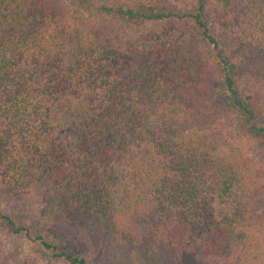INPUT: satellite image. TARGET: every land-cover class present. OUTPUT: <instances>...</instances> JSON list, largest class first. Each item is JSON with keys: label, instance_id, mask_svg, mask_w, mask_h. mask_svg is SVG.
<instances>
[{"label": "trees", "instance_id": "1", "mask_svg": "<svg viewBox=\"0 0 264 264\" xmlns=\"http://www.w3.org/2000/svg\"><path fill=\"white\" fill-rule=\"evenodd\" d=\"M263 163L264 0H0V224L52 264H264Z\"/></svg>", "mask_w": 264, "mask_h": 264}, {"label": "rangeland", "instance_id": "2", "mask_svg": "<svg viewBox=\"0 0 264 264\" xmlns=\"http://www.w3.org/2000/svg\"><path fill=\"white\" fill-rule=\"evenodd\" d=\"M235 139H239L237 136ZM244 145L248 147L251 145V143L243 141ZM253 148V145L251 146ZM254 152H248L249 154L253 155L256 159L260 158V154H258V151L253 148ZM264 165V163H263ZM264 170V169H263ZM47 202H40V199H38L34 204H29L23 207L28 209L30 211V214H32V222H35L34 219L39 218L41 223H39L40 230H45L46 227L48 230H52L55 236L58 234L56 230L51 229L52 224V211L51 207L54 206L50 198L46 199ZM0 207L5 210L4 208L8 207V197L6 196L5 192L0 188ZM48 210V213H47ZM37 221V222H40ZM6 223L2 222L0 224V264H17L19 261L23 260L28 255H32L34 261L36 263L40 264H52L51 261L46 260L42 254L37 250L34 249V251L31 250V248L27 245L26 239L21 238L20 236H13L7 229ZM38 225V224H37ZM92 233V232H91ZM89 241L91 239L86 238ZM80 243L84 246L87 241L83 239H80ZM96 249H92L93 253L95 254L94 259L96 260L97 264H117L118 260L120 259V256L117 253L116 246L111 248V245L107 242H102L101 239L96 238V243L93 241V245ZM89 247H92L89 245ZM77 248L74 247L73 250H76ZM97 251V254H96ZM86 252H89L88 250ZM197 260H187L185 262H182V264H207L211 261L210 258L204 257V256H197ZM54 263V262H53ZM54 264H63L61 262H56Z\"/></svg>", "mask_w": 264, "mask_h": 264}]
</instances>
